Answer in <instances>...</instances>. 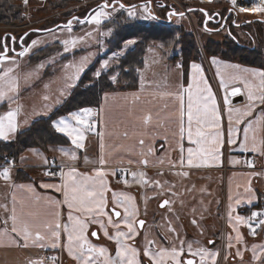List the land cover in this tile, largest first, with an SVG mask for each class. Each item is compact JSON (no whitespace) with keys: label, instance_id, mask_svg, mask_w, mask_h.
Segmentation results:
<instances>
[{"label":"crops","instance_id":"0c3cea01","mask_svg":"<svg viewBox=\"0 0 264 264\" xmlns=\"http://www.w3.org/2000/svg\"><path fill=\"white\" fill-rule=\"evenodd\" d=\"M213 57L216 59L217 63H213ZM164 62L167 64V66L177 65L178 71L159 73L154 72V80L151 83H141L139 79L138 87L135 89H117L104 92L101 95L99 105L97 107H91V109L95 111L94 113H96L99 118L98 132L103 131L104 133L103 156L106 161L104 165L99 163L100 157L102 155L101 140L98 135L94 134V151L90 149L92 148L90 146L92 145L91 141H88V138H85L84 141V147H89V149H87V154L91 157L93 156V160H83L82 157L80 158V156L76 155L75 160L61 157V159L57 161L56 158L63 155L57 147L73 145L71 143V139L63 133L70 140V144L48 145V156L50 157V160L47 163L63 166L57 176H47L45 174L32 172V180L13 181L11 176V180L6 182L0 178V232L7 230L8 234L7 238L0 242V264H28L29 261L40 260H43V264H51L44 258V253L47 250H55L59 256V259L61 260L60 264H78L77 260L68 254L67 248L65 247L67 244V234L63 232V225L70 224L68 220L70 209L66 204L63 203V185L66 179L64 174L68 173L69 170L73 168L76 169V172L81 175L92 176L95 174L96 169H103L105 172L104 180L106 181L108 190L104 193L106 199L104 212L107 213V215L90 216L86 212H75L74 210L73 215L79 216L81 220L88 223V228L85 233L88 241L93 245L105 247L108 250V254L111 256H115L116 253L117 245L115 240L109 239L108 236L104 234V229L101 228L100 223H93L92 221L94 219L102 221L109 235H114L116 229L112 226V224L108 223V218L111 216L112 220L119 226L121 231H127V226L123 223V207H119L113 203V193H116L121 198L123 195L131 196L133 198L137 216H139L140 212L143 211L142 204L145 202L142 193L143 184L137 182V180H134L131 173L139 171L144 172L146 170H173L177 172H187L190 176H196L195 174L198 172L213 174L221 173L222 169L226 167L225 175L226 173L230 172V176L226 181V188L228 190L226 197L228 196L230 200L229 205L231 204V208L235 211L234 214H231V217L234 219V221L232 223L233 231L231 234H229V236L231 237V240H236L238 229L235 228L236 230H234V222H236L235 217L237 215L242 216V214L238 212V208L241 206H245L247 208L251 207L252 205L256 204L258 200L264 199V170L255 171L239 167L243 164V161L239 158L240 153H253L259 156L260 159H263L264 131H256L255 134L253 131H249L246 147L242 149L240 145L245 141L244 127L246 126L247 121L255 120L257 115H259L261 112H264V103L260 102V94L258 91L260 81L261 79H264V77L253 76L251 71L244 72V69L255 70L256 72H264V70L260 66L244 64L238 62L237 60L222 58L218 55H207V57L203 58L200 56L194 60H191L187 64L186 72L182 71L178 56H156L151 60V63L156 66V68H161L162 70L164 69ZM193 63L200 65L201 68V72L196 74L197 77L202 76V79L199 80V87L201 89L199 93L201 97L200 102L201 104L206 103L208 104L209 108H212V101L214 100L215 111L219 116L218 128L209 129L207 128V125H205L206 131L219 133L218 141L212 142L211 137H209L208 142L204 143L202 146L189 141L187 137L188 123L186 115L184 118L185 135L183 139H181L179 134L178 113L180 108V100L178 99V96L181 93L183 94L184 108L186 113L188 104V85L193 83L194 73L191 67ZM229 76L246 77L256 86V89H254V94L257 96V99L254 101V108L249 109L247 89L244 86L243 80H233L227 88L221 86V78L227 80ZM33 83L34 81L32 82L30 80L28 86L26 85L25 88H29V86H31ZM234 86L239 87L242 100L232 103L230 99H227L228 103H225V97L228 96V89ZM205 88H207V91L204 90ZM70 89L66 91V93H61V95L59 91L58 94H53L54 100L59 101L56 102L55 105L48 104L49 99H51L50 95L47 97L45 102H43L45 96L42 93L36 102H31L30 107L41 111L37 117L46 116L67 96ZM208 91H210L212 94L211 98L208 97ZM161 93H171L172 95H161ZM193 93V100L195 102V86L193 88ZM39 100L41 101L40 103ZM132 109L136 110L137 112H139L141 109H151L154 116H156L157 113L159 114L160 123H156L154 120L153 126H150L146 133L145 130L140 126L133 128L132 122L127 115L129 110ZM229 109H232L233 111L230 113ZM235 109H241L242 111L241 113H237L235 112ZM245 110H250L251 115L243 116L241 119L242 113ZM69 114L70 113L67 115ZM230 115L232 117L231 121L229 120ZM20 117V122L23 127L19 130L26 128L31 123V121L36 118L25 115H21ZM57 118H55L53 121H56ZM237 119H240V124L236 123ZM192 127L193 132H195L197 127L195 121H193ZM230 130L231 139L235 141L234 143H229ZM125 131L129 133L127 138L123 135ZM87 133L92 135L90 132ZM141 133H144L143 138L145 140L143 150L146 151L149 146L153 147L155 150L154 158H165V162L162 166H143L135 162L129 163L130 160L136 161L140 158L139 153L141 148L138 144V140ZM254 135L255 140L253 139ZM181 146L183 148V152H181ZM189 148L194 150V159L191 166H189L187 163ZM182 156L184 158L183 166H181L179 163ZM169 160L174 162L176 166L170 167ZM18 162L22 165L31 166L30 164L17 159V163ZM127 165H133V170L132 172L129 171L130 175L127 176V183H125L124 179L123 181L118 180L117 172L120 168H123V166ZM114 171L115 174H113ZM173 171H171V179L173 178L172 181L177 183L179 177L178 175H175V173L173 174ZM186 179L188 178L185 177V181ZM205 181L208 183V190H206L204 193H208L210 183L207 179H205ZM20 185H31L34 188L35 196L42 198L39 201V206H43L47 203V199L44 198H51L52 201L60 202L59 205L54 208V210L59 213V219L61 223V237L59 247L55 249L51 247L41 248L33 246L31 243L25 247L23 246L24 241L22 238L11 232V220L9 219L7 224H5V220L11 215V210L14 206L19 211V203L21 200L33 201L35 199L33 193L29 192L27 187H18ZM42 185H52L53 187L45 188L42 187ZM135 186L138 188L137 190L132 189ZM58 187L61 189L60 191H57ZM249 187L252 190L251 193L246 192V189ZM13 198H15V205ZM202 200L203 205L194 203L195 211L203 213V210L198 208V205L204 207V210L207 211L208 207L205 206L206 203H211L212 207L217 204L216 201L211 202L212 200H208L207 196L206 198H202ZM237 200L240 201L239 204L236 203ZM110 205L120 209V217L115 218L112 216L109 210ZM175 219L177 220V216ZM171 220L172 222L175 221L174 216L171 217ZM209 227H212V224H210ZM135 228L137 232L136 236L134 239H130L126 242L138 250V259L140 264H143L142 260H140V251H142L144 254L146 241L148 240L147 235L145 234L147 230H139L136 227V224ZM93 229H96V237L92 236L91 234ZM151 237H156L155 229L152 231ZM171 237L172 241L175 240L174 235H171ZM182 238H184L183 234L181 237H178L177 244L175 245L172 244L174 242H169L167 244V242L160 239V243H155L153 247H155L156 250L160 247L168 249L176 247L179 249V240ZM13 239L18 241V243H13ZM205 264H213V261L210 257Z\"/></svg>","mask_w":264,"mask_h":264},{"label":"snow or ice","instance_id":"6c2138e0","mask_svg":"<svg viewBox=\"0 0 264 264\" xmlns=\"http://www.w3.org/2000/svg\"><path fill=\"white\" fill-rule=\"evenodd\" d=\"M150 2L148 0L147 3L141 5L142 11L145 13L144 19H156V17L150 11ZM27 3V0H25ZM119 3V0H113V5ZM236 3V0H233V4ZM110 5L107 0L103 4L99 6V10L95 12L90 18H86L87 22L100 24L102 19L108 17L110 13L106 11ZM125 10L128 13L129 17H136V5H128L125 6L123 3H119L118 9L113 7V11ZM257 11H264V0H260V3L257 5ZM203 11V10H201ZM244 11V9H241ZM173 15L183 16V13H175L169 12V19ZM77 19L76 17L73 20ZM73 20H69L65 27L71 29V25ZM83 23L84 21H80ZM27 35V33L25 34ZM15 39V37H13ZM23 39V37L21 38ZM39 41L33 40L32 45H36ZM66 46L69 44L75 45L76 41H64ZM134 40H128L126 42L127 45L134 44ZM26 47L19 53L20 56H24L25 53L29 51V48L32 46ZM162 47V45H161ZM7 49L3 53H0V60H7L8 57L6 55ZM88 62V57H82L81 60L76 64L65 65L66 68H73L75 71L72 75L68 76V81L70 83H66L65 88H71L74 86L76 80L79 78V73L84 70ZM213 63H217L216 59L213 57ZM108 66V61H103L101 67L105 68ZM38 67H42V65H38ZM193 69V83L188 85V104H187V112L185 113L183 94L181 93L178 96L180 100V108L178 113L179 118V134L181 139H183L185 135V127H184V118L187 116V137L189 141L195 143L197 145H203L208 142L209 137H211L212 142H216L219 139V133H212L210 131L205 130V125L207 128L213 129L219 127V116L215 111V101H212V108H209L208 104H201V97L199 95L201 89L199 87V80L202 79V76L197 77L196 74L201 72L200 65L193 63L191 65ZM12 70L7 69L4 73L0 74V100H3L5 97H8L9 93H14L18 89V84L15 77H11L9 74ZM252 72L253 76L264 77V72H256L255 70L244 69V72ZM101 74L100 70H98L95 75L99 77ZM31 75V74H29ZM27 79V77H26ZM113 81L116 80V77L113 76L111 78ZM233 80H243L244 86L247 89V98L249 101V109L254 108V101L257 99V96L254 94V89L256 86L249 81L246 77L241 76H229L227 80L221 78V86L227 88L228 85ZM196 88V99L195 102L193 100V88ZM207 91V88L204 89ZM259 91V99L261 103H264V79H261L260 85L258 88ZM63 92V90H62ZM240 92V89L237 87H232L230 95L236 96ZM161 95H172L171 93H161ZM211 92L208 91V97L211 98ZM47 99V97H45ZM59 102V101H57ZM225 103H228L227 97H225ZM20 108L16 109L10 108L8 111L0 114V139H8L11 134H15L19 131L17 116L19 114ZM233 110L229 109L231 113ZM241 109H235V112L241 113ZM93 110L91 108H82L79 111L71 112L67 117H60L56 121H53V127L60 133L66 134L70 139L71 143L75 145L76 148L82 149L84 148L85 134L87 132H92L97 134L101 140V150L102 155L100 157L99 163L104 165L106 163L103 156L104 149V133L103 131L97 132L96 122H89L86 117L91 116ZM128 117L132 122L133 128L137 126L142 127L145 130V133L149 129L150 126H153L154 120L156 123H160L159 114L156 116L153 115L152 110H144L141 109L139 112L132 109L127 113ZM251 111L245 110L242 113L241 119L243 116H250ZM232 117L229 116V120L231 121ZM75 122L74 124L72 122ZM193 121H195L197 127L195 132H193ZM237 124H240V119L236 120ZM249 131H253L255 134L256 131H264V112H261L257 115L255 120L247 121L246 126L244 127L245 133V141L241 143L240 147L243 149L246 147V142L248 139ZM143 134L141 133L140 138L138 140V144L141 148L139 153V159L136 161H129V163H137L143 166L149 165H160L162 166L165 162V158H154L155 150L153 147L149 146L146 151H144L145 140L143 138ZM126 138L129 133L127 131L123 134ZM195 137V139H194ZM255 140V135L253 136ZM231 139V130L229 136V143H234ZM63 155L69 156L71 159H76V154L74 152H70L68 149L59 148L58 149ZM203 150V149H201ZM181 152H183V148L181 146ZM154 158V159H153ZM23 159V158H22ZM194 159V150L188 149V160L187 163L189 166L193 164ZM8 166H2V170H0V178L4 181L8 182L11 180L10 168L12 162H6ZM45 163L47 161L45 160ZM180 165L183 166L184 158L181 157L179 161ZM169 166L175 167V163L169 160ZM251 166V165H250ZM125 172L127 170H124ZM115 174V171L113 172ZM179 174V173H177ZM66 179L63 185V194L64 201L63 203L68 206L70 209L68 220L70 224L63 225V232L67 234V244L65 247L67 248L68 254L73 256L78 264H140L138 259L139 253L138 250L132 245L128 244L126 241L130 239H134L136 236V228L135 224L137 212L135 209V205L133 202V198L129 195H123L121 198L116 193H113V203L119 207H123V223L127 226V231H121L119 226L115 224L112 220L111 216L108 218V223L112 224V226L116 229L114 235H109L105 225L102 221L94 219L93 223H100L101 228L104 229V234L108 236L109 239H113L116 242V253L115 256H111L108 254V250L103 246H97L91 244L85 233L88 228V223L81 220L79 216L73 215V210L75 212H86L88 215H107L104 212V206L106 205V199L104 196L105 191H107L106 181L104 180L105 172L103 169H96L95 174L92 176L89 175H81L76 172V169H70L68 173L64 174ZM134 180L141 184H147L149 181L145 179L146 173L139 171L131 173ZM183 175H187V173H183ZM125 183L127 180L125 179ZM156 186H161L160 181H153ZM18 187H27L29 192H32L35 199L33 201H24L21 200L19 203V211L14 206L11 210V215L5 220V224H7L8 220H11V232L15 233L16 236L22 238L24 241L25 247L31 243L33 246L45 248L51 247L53 249L60 246V237H61V223L59 219V213L54 210L56 206L59 205V201H52L51 198L47 199V203L43 206H39V201L42 199L39 196H35V190L31 185L24 186L20 185ZM42 187L49 188L53 187L52 185H42ZM61 189L58 187L57 191ZM251 188H247L246 192L251 193ZM14 205H15V198ZM250 202V200H249ZM169 201L165 200L162 202L161 207L167 205ZM237 204L240 203L239 200L236 201ZM231 209V204L229 205ZM113 213L116 217H120L121 213L117 211L115 208L113 209ZM264 216V212H256L253 211L251 215L247 218L243 216L237 215L235 217L236 222L243 223L249 226L250 233L252 235L256 234V227L264 226V219H261L256 224V227H253V222L256 218ZM229 218L231 220V213L229 214ZM140 227H143L144 221H138ZM195 223V221H193ZM173 230V229H170ZM234 230L235 226H234ZM92 235L97 236L96 232H93ZM7 230L0 232V242L3 239L7 238ZM231 239V237H229ZM236 240L238 242H243V237L237 231ZM13 243H18L16 240H12ZM209 243H213L209 241ZM155 244V241L147 240L146 247L144 249V255L147 256L151 264H166V262H171V264H195L193 259H188L186 261H182V253L184 252V241H181L179 249L173 247L171 249L160 247L157 250H153L152 246ZM187 250L192 256H199L201 264H204L207 258H211L213 264H215L217 253L211 252L206 248L200 247L195 250L192 248V244L188 243ZM253 253V260L258 262V264H264V244L253 245L251 249ZM240 255V253H237ZM52 260H55V257H51ZM28 264H43V260L40 261H29Z\"/></svg>","mask_w":264,"mask_h":264},{"label":"rangeland","instance_id":"374dc122","mask_svg":"<svg viewBox=\"0 0 264 264\" xmlns=\"http://www.w3.org/2000/svg\"><path fill=\"white\" fill-rule=\"evenodd\" d=\"M20 1V0H19ZM99 0H78L74 3H71L72 5H69L66 8H50L47 5V0H28L29 10L26 13L20 12V20L14 23H5L0 22V33L3 31H12L15 33H20L24 30H27L32 27L37 28H43L46 26V22L50 20H67L69 16L77 14L80 8H85V6L93 5ZM110 1V0H108ZM124 3L129 4L132 2H135L137 0H123ZM152 1V0H151ZM192 3V2H190ZM195 3V2H194ZM88 4V5H86ZM141 5H136V17H129L127 11L125 10H119V11H113V7L117 8L119 7L118 4L113 5L112 7L106 9L110 13V15L104 19H102L100 24L95 23H89L87 22V19L82 20L84 21L81 23L79 20L73 21L74 24L78 23V29H73V25H71V29L65 27V26H58L54 29L46 30L43 32H35L32 33V31L29 32L28 37L26 39L27 45L26 47H29V45H32V41L36 40L39 41L36 45H32L29 48V51L25 53L24 56H20L17 52H12L10 54H7L8 59L7 60H0V74L4 73L5 70L11 69L10 72L11 77H15L18 89L14 93H9L8 97H5L3 100H0V114H3L4 112L8 111L10 108L16 109L17 107L20 108L19 114L17 116L18 126L19 129H21L23 126L21 125V115H25L28 117H37L39 113H41L40 110H36L30 107L31 102H36L38 97L43 93L45 97H48L50 95L49 105H55L57 100H54L53 94H58V91L61 95V93H66L70 88H65L66 83H70L68 81V76L72 75L75 71L73 68H66L65 65L69 64H76L78 63L82 57H88V62L84 69L92 62L94 57L103 52L106 49V44L104 42V39L111 33L113 30L112 25H106L103 26L104 22H111L114 20L115 16L119 14V12L123 11L126 15V18L128 20L132 19H138L143 20L145 13L141 9ZM200 6L208 8H216L217 10L224 8L222 0H215L214 2L209 3H203L200 4ZM20 8V3H19ZM26 10V9H25ZM66 10H70V13L65 14L64 12ZM99 10V7L95 8L88 16L87 18H90L92 15L95 14V12ZM21 11V10H20ZM246 16H251L253 18L256 17H264V11H258V12H247V13H239L238 19L245 18ZM79 21V22H78ZM174 23H181L184 28L195 37V44L198 49V52L201 56L207 57V54L204 49H202V43L207 39L217 40V41H227V38L225 37V30H209L206 27L200 26V23L198 22V18L195 16L193 11H189L185 13L183 16L175 17L173 18ZM43 25V27H40V25ZM49 25V24H47ZM263 29H261L260 28ZM260 28V32L264 31V23L262 21L256 20L255 22H249L245 23L241 26H233V33L237 36V38L247 43L248 45H255L262 49L264 53V37L263 35H259L257 33L256 29ZM245 31L251 32L253 36L255 37V41L252 43L249 38L246 36ZM231 32V34L233 35ZM227 36V35H226ZM236 38V39H237ZM259 40L261 41V46L259 44ZM76 41V44L73 46L69 44L67 46V51L64 41ZM128 40H134L133 38H128L122 42V46L115 49L114 51L110 52L105 58H103L98 66L96 67V70L93 72V76L97 77L95 73L100 70V72H104L110 64L116 60L118 56H120L128 47H131L132 45H127L126 42ZM50 45L53 50H56V53L52 55L51 57L45 58L43 60H40L37 63L27 65V58L29 54H31L34 50ZM160 47V43H153L151 47H149L144 55V64L139 69V75H140V81L141 83H151L154 80V72H177L178 67L177 65L167 66V64L164 62V69L156 68L151 63V60L155 58L156 56H173L174 53L177 51H170V52H162L158 49ZM81 49V50H79ZM76 50H79L78 53L74 52ZM70 55L69 58L61 59L60 57L63 55ZM108 61V66L105 68H102L101 65L103 61ZM156 60V59H155ZM38 65H42V67H38ZM162 66V65H161ZM264 70V55H263V63L262 66H260ZM44 72H49V74L45 75ZM31 74V75H29ZM81 73H79L80 76ZM115 76V73L112 75ZM27 77V79H26ZM42 77V78H41ZM34 81V83L29 86V88H25L26 85L28 86L29 81ZM77 81V80H76ZM76 83V82H75ZM63 90V92H62ZM45 98L43 99V102H45ZM41 101L39 100V103ZM30 107V108H29ZM87 108V107H85ZM91 108V107H88ZM82 109V108H81ZM80 110V109H79ZM78 110V111H79ZM95 111H93L94 113ZM35 115V116H34ZM66 116H60V117H67ZM59 117V118H60ZM87 118V117H86ZM58 119V118H57ZM75 123L74 121L72 122ZM89 135L88 133L85 134V137L88 138V141L90 140L92 145H90L92 148H90L92 151L95 149V137L94 134ZM14 134H11L8 139L13 138ZM7 140V139H5ZM57 148H64L68 149L70 152H74L76 155L82 157L83 160L85 159H91L93 160L94 157L89 156L87 154V149L89 147H84L82 149L76 148L75 145L72 146H62ZM80 154V155H79ZM61 157H64L65 159H69V156L61 155L60 157H57V161L61 159ZM23 158V159H22ZM19 160L24 161L27 164H30L31 166L22 165L19 162L15 163V166L13 168H10L11 176L13 174L14 169L20 168L25 166L26 168L31 169L33 173H43L41 170L42 166L48 165V163H45V160L48 162L50 160V157L45 154L43 151H41L38 148L34 147H28L24 149L18 156ZM125 167H128L130 170H127L123 173L124 178L122 180L119 179V181H123L127 178L126 173L128 171L132 172L133 165H127ZM144 171L146 173L145 179H147L149 182L147 184H143V196L145 199V202L142 204V212H140L141 216L146 217V221L144 222L143 228L141 230H147L145 234L147 235L148 240H154L155 243H160V240L157 237H151L152 231L156 228H159L160 231L163 234H167L169 232V228L173 225V232L176 230L175 234V240L178 239V237H181L183 234L186 238V247L188 243L192 244V248L194 245H199L200 247H205V245L202 242L203 239V233H201L199 230L195 231V228H192V231L190 232V235L184 234L182 228L180 227V217L186 214H191L192 219L195 218L197 220H202L204 217L201 215L202 212L195 211L194 203H199L203 205L202 198L208 197V200L216 201V205L218 206V209L220 212L225 215L227 214H234V209L229 208L230 200L228 196L226 197V193L228 192L226 188V181L227 178L230 176V172L226 173L225 175V169H222L221 173H196V176H190L183 175L185 172H177L173 170H163V169H155ZM171 171H173V174L178 175L179 180L177 183L173 182V178L171 179ZM179 173V174H177ZM223 173V174H222ZM40 174V175H41ZM47 175V174H45ZM49 176V175H47ZM185 177L186 179L185 181ZM205 179L208 180L210 183V188L208 193H204L206 190H208V183L205 181ZM153 181H160L161 186H156ZM166 196V200L169 201L167 205L164 207H160L158 204L160 203L161 197ZM165 198V197H164ZM205 206L208 207V210L205 211L204 207L198 205V208H201L203 210V215H211V213L214 212V206L212 207L211 203H206ZM199 210V209H197ZM209 212V213H208ZM238 212L241 213V208H238ZM156 213V217L153 216V214ZM207 213V214H206ZM247 213V217L250 216L251 211L244 212ZM174 216V220L172 222L171 217ZM177 216V221L175 218ZM188 218V217H187ZM191 219L190 222L193 220ZM217 224V218H213V222L210 221L208 224ZM238 223V222H236ZM209 225H205L207 230L210 231ZM246 227V232L240 233L241 236L244 239V245L246 244V241L249 240L247 238L248 233H250L249 226L244 224ZM174 227L176 229H174ZM150 233V234H148ZM195 233V235H194ZM196 235L201 237V240H199ZM250 236L251 233L249 234ZM223 240V239H222ZM222 240L219 245L216 246L218 249L217 257L215 264H225L226 261H224L223 251H222ZM236 241V240H233ZM248 242V241H247ZM176 243V241L174 242ZM175 245V244H174ZM51 253L53 257H55L56 261L59 259V256L55 251L49 250L45 251V253ZM44 253V258L47 262L51 264H55L54 261H49L46 258V255ZM224 261V263H223Z\"/></svg>","mask_w":264,"mask_h":264},{"label":"trees","instance_id":"16d2710c","mask_svg":"<svg viewBox=\"0 0 264 264\" xmlns=\"http://www.w3.org/2000/svg\"><path fill=\"white\" fill-rule=\"evenodd\" d=\"M76 1L78 0H47V6L50 8H66ZM100 1L101 0L97 1L95 4ZM180 1L183 2L186 9H190L189 11L194 12L195 16L198 18L200 26H203V13L198 9L193 8L196 7L195 5L198 6L200 4L196 2L185 3L183 0ZM19 3V0H0V22L14 23L19 21L21 18ZM93 5L85 6L83 9L80 8L78 13L74 15L83 16ZM223 5L224 10H226L228 8L227 4L223 3ZM64 13L68 14L70 13V10H66ZM57 22L64 21L54 19L51 22L48 20L46 23L49 25L46 24V26L43 27L41 24L40 27H49ZM77 24L78 23L72 26L73 29H78ZM106 25L113 26L111 33L104 39L106 49L94 57L92 62L81 72L79 78L70 89L67 96L48 115L34 118L26 128L15 133L10 140L0 139V155H13L16 163L19 154L28 147L38 148L48 155V145L70 144L68 137L63 133L58 132L53 127L52 121L59 116L66 115L84 107H97L100 103L101 95L104 92L117 89L137 88L139 84V69L144 64V55L147 49L151 47L153 43H160V47H157L164 53L174 50L177 51L172 57L178 56L183 72H186L187 64L191 60L200 57L195 44L194 35L189 33L181 23H174L173 18L169 22H162L157 19L128 20L125 13L121 11L115 16L113 21L103 23V26ZM205 25L208 27L210 24L205 23ZM216 25L217 24H213V26ZM260 28L258 27L256 29L257 33L260 32ZM230 30L233 33V26L231 25ZM261 34L264 37V31L259 33V35ZM226 35L225 37L227 38V41L224 40L220 42L212 39L205 40L202 43V49H204L207 54L218 55L230 60H237L244 64L262 66L264 53L261 48L255 45H246L245 43H242L234 33L232 36ZM128 38H133L135 43L118 56L104 72H101L99 77H94L92 74L96 70L100 61L110 52L121 47L122 42ZM258 41L261 46L259 38ZM79 50H76L74 54L78 53ZM53 53L55 54L56 50H53L50 45L40 47L29 54L27 65L51 57L54 55ZM69 57L70 55L68 54L63 55L60 57V61L61 59ZM114 73L116 77L115 81L111 79ZM44 74L47 75L49 72H44ZM31 173V169L26 168L25 166L16 168L13 171L12 180H32L33 177ZM260 201L261 200H258L256 204L246 208L245 211L260 205Z\"/></svg>","mask_w":264,"mask_h":264},{"label":"flooded vegetation","instance_id":"af4514ba","mask_svg":"<svg viewBox=\"0 0 264 264\" xmlns=\"http://www.w3.org/2000/svg\"><path fill=\"white\" fill-rule=\"evenodd\" d=\"M151 3H152L151 8H150L151 13L152 14L153 13L157 14L161 18H168L169 16L166 15V12L169 11L170 9L173 10L174 12H176V13L180 12V9H178V7L174 3H171L170 0H152ZM195 6H197V5H195ZM198 6H200V5H198ZM208 9H209V13L210 14L212 12H214V11L220 12V19L218 21L216 20L217 19L216 15H213V17L207 19V21H206V23L210 24L208 26V28H210L209 30H214L215 31V29L221 24V22H222L221 19L225 15L227 9L224 10V8H222V9L217 10L215 7L214 8H208ZM174 17H179V16L178 15H173V16H171L170 19H172ZM246 18H253V17L246 16L245 18H242V19H246ZM237 19H238V16L236 18V21L242 20L240 18L238 20ZM231 20H232V15L229 14L226 17L224 25H223V27L221 29V30H225V35L227 34L229 36L230 35L232 36L231 30H230V25L234 26V24L231 23ZM253 21L255 22L256 20H253ZM213 24H217V25L213 26ZM25 31L26 30H24V31H22L20 33H15V32H12V31H3V32H1L0 33V53L4 52V48H3V44H2V36L5 34L4 43L7 44V45L9 43L10 39H11V34H9L8 32L12 33L13 36L15 37V39L13 40L14 52H15V50H20L22 48L23 49L26 48V45H27L26 36L27 35H25L23 37V39L21 40V42H22L21 44L18 41L20 35L23 34ZM245 34H246V36L249 38V40L252 43L255 41V37L253 36V34L251 32L245 31ZM242 43H244V42H242ZM22 45H23V47H22ZM246 45H247V43H246ZM23 49L21 51H23ZM12 52H13V50H11L8 47L6 55L10 54ZM20 52H18V53H20ZM126 174L130 175L129 171ZM132 189L133 190H137L138 188L135 186ZM166 198H167L166 196H162L160 202L163 199L166 200ZM263 200L260 201V203H261L260 205L256 206L255 208H251L248 211H251V213H252L253 211L261 209ZM110 208H112V209L115 208V209H118L120 211L119 208H117L115 206H112V205L109 206V210H110ZM240 208H241L242 216L247 218L248 214L244 213V212H248V211H245L247 207L241 206ZM187 215L188 216H186V214H185L182 217H180V219H179L180 220V226H181L185 236L186 235L188 236V235L191 234L190 232L192 231V228H195V231L199 230L201 233L204 232L203 235H201V236H203L202 242L205 245L204 248L208 249L211 252H216V253L218 251L216 246L219 245L221 243V240L223 239L221 248H222V251H223L224 261H226L225 264H258V262L253 260V253H252L251 249H252L253 245L264 244V226L256 227V224L258 223V221L261 220V219H264V216L256 218V220L253 222V227H256V234L255 235L251 234L252 236H250L249 235L250 233H248L247 238L249 240H247L248 242L246 241V244L244 245V239H243V242L233 241V240L229 239V237H230L229 234H231L232 231H233V227H232L233 224L232 223H233L234 219L231 217V220H230L229 214H227V213L225 215H223L220 212V210L218 209L217 205L214 206V212L211 213V215H208V214L207 215H205V214L203 215V213H202L201 215L204 218L202 220H200V221L195 219V218L192 219L191 218L192 217L191 214H187ZM153 216L156 217V213H154ZM145 218L146 217L141 216V214H139V216L136 217V221L139 220V219H143V221L145 222L146 221ZM213 218H215V220L217 218V224H215V223H214V225L212 224V227H210L211 230L210 231L208 230V232L206 233L205 231L207 230V228L205 227V225H209L208 223L210 222V220L213 221ZM191 219L193 221H195V223H193V221L190 222ZM234 223H235L234 224L235 228L238 229L239 233H242L243 231L246 232L245 231L246 227L244 226L243 223H236V222H234ZM136 227L139 230L143 228V227L139 228L137 226V223H136ZM169 229H173V225ZM174 229H176V228L174 227ZM93 230H96V229H93ZM93 230L91 231V233L93 232ZM248 231L250 232V229ZM155 234H156V237L159 240L161 239L162 241L167 242V244L169 242L172 243V242H175V241H176V243H172V244H177V240H173L172 241V237H171V235L172 236L174 235V239H175L176 230H175V232H173V230H169V233L167 232V234H163L160 231L159 228L155 227ZM194 235H195V233H194ZM196 237L199 240H201V237L199 235L198 236L196 235ZM181 241H184V249H185L184 252L182 253V257H181L182 261H186L188 259H193L195 261V264H201L199 256H192L188 252L187 247L185 245L186 238L184 237L181 240H179V245L181 244ZM209 241H212L213 243H209ZM152 248H153L154 251L156 250L155 247L152 246ZM197 248H200V246L199 245H194L193 246V250H195ZM238 252L240 253V255L237 254ZM217 255H218V253H217ZM140 260H142L143 264H151L150 259L147 256H145L142 251H140ZM208 260H209V258L206 259L204 264ZM224 261H223V263H224ZM166 264H171V262H167Z\"/></svg>","mask_w":264,"mask_h":264},{"label":"built area","instance_id":"2783aa9c","mask_svg":"<svg viewBox=\"0 0 264 264\" xmlns=\"http://www.w3.org/2000/svg\"><path fill=\"white\" fill-rule=\"evenodd\" d=\"M170 1L173 2L175 5H177L178 9H180L182 11L186 10L185 6L183 5V2H181L180 0H170ZM183 1L185 3L196 2L199 4H203V3L214 2L215 0H183ZM222 2L226 3L228 8L234 10L237 14H239V13H247V12H251V11L252 12H258L256 10V8H257V5L260 3V0H236L235 4H233V0H222ZM28 8H29L28 0H27V3H25V0H20L21 12H23V13L28 12L29 11V10H27ZM241 9H244V11H241ZM8 31H10V30H8ZM227 99L228 100L230 99L229 95L227 96ZM87 120L90 123L93 121L96 122V129L98 132V124H99L98 115L96 113H92L91 116L87 117ZM90 133H92V132H90ZM93 134H95V133H93ZM262 157H263V159H260L259 156L255 155L253 153H244V152L240 153L239 158L243 161V164L239 167L244 168V169H251V170H255V171L264 170V153H263ZM6 162H12L11 168H13L15 166V160H14L13 155H10V154L0 155V170H2V166H8V164ZM62 167H63L62 165L48 164L46 166H42L41 170L45 174L57 176ZM225 168L226 167H224V169ZM124 170H129V168L123 166V168H120L118 170V172H117L118 180L119 179L122 180V178H124V176H123V173L125 172ZM256 212H264V200L262 201L261 209L256 210ZM45 255H46L47 260L54 261L55 264H60V262H61L60 259H57V261L51 259V257H53V255L51 253L46 252Z\"/></svg>","mask_w":264,"mask_h":264},{"label":"water","instance_id":"95a60500","mask_svg":"<svg viewBox=\"0 0 264 264\" xmlns=\"http://www.w3.org/2000/svg\"><path fill=\"white\" fill-rule=\"evenodd\" d=\"M105 2V0H101L100 2H98L97 4H95V5H93V6H91L87 11H86V13L83 15V16H78V15H72L71 17H69L66 21H64V22H57V23H55V24H53V25H51V26H49V27H45V28H37V27H32V28H29V29H27L23 34H21L20 35V37H19V43L21 44L22 42H21V38L22 37H24L25 36V34L26 33H29L30 31H32V32H43V31H46V30H50V29H54V28H56V27H58V26H65L66 24H67V22L69 21V20H73V18L74 17H76L77 19H75V20H73V21H76V20H80V21H82V20H85L86 18H87V16L95 9V8H97V7H99L101 4H103ZM107 2H108V4L110 5V7H112L113 6V0H110V1H108L107 0ZM148 2V0H137V1H135V2H132V3H129V4H126V3H124V1H122V0H119V3H123L125 6H128V5H140V4H145V3H147ZM152 2V1H151ZM150 2V8H151V5H152V3ZM119 3H117L118 5H119ZM171 3H173V2H171ZM109 7V8H110ZM193 8H196V9H198L200 12H202L203 13V15H204V18H203V27H206V28H208L206 25H205V23H206V21H207V19H209V18H211V17H213V15H216V17H217V21L220 19V12H218V11H214V12H212L211 14L209 13V10L206 8V7H203V6H196V7H193ZM190 9H186V10H184V11H180V12H178V13H183V15H185V13H187L188 11H189ZM201 10H203V11H201ZM169 12H174L173 10H169V11H167L166 12V15L168 16V14H169ZM176 13V12H175ZM229 14H231L232 15V20H231V23L232 24H234V25H236V26H241V25H243V24H245V23H249V22H252L253 20H259V21H262V22H264V17H256V18H246V19H242V20H240V21H236V18H237V13L234 11V10H232V9H230V8H227V11H226V13H225V15L222 17V19H221V24L215 29V30H221L222 29V27H223V25H224V22H225V19H226V17L229 15ZM153 15L156 17V19L157 20H159V21H166V22H169L171 19H169V17L168 18H161V17H159L157 14H154L153 13ZM178 16H180V15H178ZM73 24V23H72ZM208 29H210V28H208ZM9 34H11V39H10V41H9V43H8V45L7 44H5L4 43V37H5V34L2 36V44H3V48H4V51H5V49H7L8 47L11 49V50H13L14 51V48H13V34L12 33H10V32H8ZM22 47H23V45H22ZM23 49V48H22ZM22 49H20V50H15V52H20ZM234 87H237V88H239L238 86H234ZM231 89L232 88H229L228 89V91H227V93H228V95L230 96V101L232 102V103H234V102H238V101H240V100H242V96H241V94H240V92L236 95V96H231L230 95V92H231ZM163 201H165V199H163L160 203H159V206L161 207V204H162V202ZM114 209V208H113ZM113 209L112 208H110V211H111V213H112V215H113V217H116L115 215H114V213H113ZM117 211H119L118 209H116ZM120 212V211H119ZM139 220H143V219H139ZM139 220H137V226L139 227V228H141L140 227V225H139V223H138V221ZM93 232H96V230H93ZM92 232V233H93ZM91 233V234H92ZM93 236V235H92ZM96 237V236H95Z\"/></svg>","mask_w":264,"mask_h":264}]
</instances>
